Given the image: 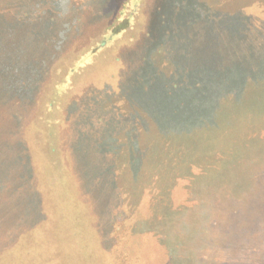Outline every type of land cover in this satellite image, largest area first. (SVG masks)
<instances>
[{
    "label": "trees",
    "instance_id": "obj_1",
    "mask_svg": "<svg viewBox=\"0 0 264 264\" xmlns=\"http://www.w3.org/2000/svg\"><path fill=\"white\" fill-rule=\"evenodd\" d=\"M79 2L0 0V264H61L64 253L72 264H143L145 247L179 264L154 231L137 227L133 197L156 192L154 213L188 179L193 191L204 180L228 193L231 174L241 192L264 178V0ZM139 19L138 38L116 43ZM72 27L83 28L81 43L61 56ZM56 77L42 110L49 118L32 116ZM75 186L92 209L99 188L113 193L114 210L123 196L132 207L88 223L91 208L70 200ZM185 202L176 212L195 199ZM84 225L89 241L79 237Z\"/></svg>",
    "mask_w": 264,
    "mask_h": 264
},
{
    "label": "rangeland",
    "instance_id": "obj_2",
    "mask_svg": "<svg viewBox=\"0 0 264 264\" xmlns=\"http://www.w3.org/2000/svg\"><path fill=\"white\" fill-rule=\"evenodd\" d=\"M76 2L81 5L79 0H76ZM80 10L78 8V11ZM86 19V25L90 23L92 25L96 24L91 16L89 18H83L84 22H86ZM135 25V28L131 29L128 33L125 31L126 34L124 33L122 39L116 43L119 45H127L128 40L132 38L136 40L140 33H142V21L139 19ZM64 29L65 27L62 25L57 31L63 35L65 32ZM82 30L83 28L81 29V27L77 29L72 27V29L68 30L72 32L67 33L64 39V48L62 49L61 56L74 51L76 45H80L82 38L80 32ZM101 40L102 37L96 38L93 45L97 42L100 43ZM138 55H135L133 57L134 59L132 58L134 62ZM105 57L108 58V56ZM132 59L129 61V65L132 63ZM62 60L63 57L53 59L48 71L49 74L54 71L56 63ZM88 75L89 71L84 70L83 74H81L82 79ZM55 80H58L57 77L42 86L41 100L39 102L40 108L36 112L38 116L34 114L32 116H36V118H49V114L45 111L42 112V110L44 109V101L49 100L53 95V83ZM59 80L61 79L59 78ZM34 105L35 107L30 114L34 113L39 106L37 103H34ZM60 115L59 112H55L54 117H57L59 120ZM59 134L60 136L67 135V129L62 127L59 129ZM63 161L66 164L65 159ZM171 164H176V162L171 161ZM71 166H73L72 162L69 163L67 172ZM174 167L176 168V166ZM176 169H178V165ZM176 169L169 172L166 178L170 180L178 176L179 173H176ZM68 178L73 184L77 185L79 177L76 173H72ZM229 179L231 186L228 193H222V190L226 192V185L217 186L215 182L211 183L200 180L198 181V187L194 191L191 190L193 183L190 181L191 179H188V182H181L174 187L171 202L165 206V203L159 201L156 207L157 211L154 213L151 212L153 208L151 201L157 195L156 192L149 193L146 191L142 194L141 192L135 193L133 203L140 198L139 204L137 203L140 210L137 212V219L139 217L141 218L136 223L137 227H141L140 230H145L149 233L154 231L159 241L168 244L172 248L175 257L173 261H179V264H264V178L261 179L259 185L255 181L246 180L245 182L248 184L242 192L236 188L239 183L237 178L231 174ZM122 181L126 182V179L122 178ZM74 189L70 200L74 203L75 207L78 206L80 209H83L85 206L89 208L94 206L91 201L90 205L86 202L84 205L83 202L85 199H82L80 190H76V186ZM99 191H105V193L101 195V200L95 209L91 208L86 213L88 223H99L106 217V211H112L110 214L113 215L114 213V216H116L122 211V208L126 210L132 207L130 205L131 202L124 201L125 198L123 196L120 198L122 202L120 210H114V207L111 208V205H109L111 199L113 201V193L105 188H99ZM123 192L125 191L122 189ZM225 194H232L233 196L229 198ZM218 197L221 198L220 202H217ZM190 198L195 199L194 205L182 213L176 212L178 207L187 206L188 203L185 201ZM88 200H90L89 197ZM165 209H170V212H165ZM234 210L237 213L232 215ZM97 214L100 215L99 218H97ZM69 225L70 223L68 222L62 224L65 229ZM81 227L79 228L80 239L86 238L85 240L89 241L93 237V229L86 225ZM65 246L67 249L72 248L70 241L69 243L65 242ZM147 249L149 248L145 247L144 255L141 258L143 264H168L160 253L154 252L152 257L148 254ZM62 259L61 264H72L67 253L62 255Z\"/></svg>",
    "mask_w": 264,
    "mask_h": 264
}]
</instances>
